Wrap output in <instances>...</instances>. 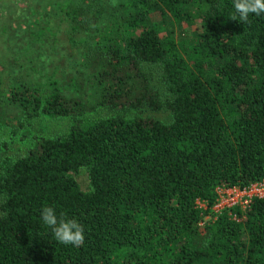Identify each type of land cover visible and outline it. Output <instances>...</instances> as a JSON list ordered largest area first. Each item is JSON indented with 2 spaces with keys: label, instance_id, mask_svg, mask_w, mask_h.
<instances>
[{
  "label": "trees",
  "instance_id": "16d2710c",
  "mask_svg": "<svg viewBox=\"0 0 264 264\" xmlns=\"http://www.w3.org/2000/svg\"><path fill=\"white\" fill-rule=\"evenodd\" d=\"M0 10V264H264V198L239 221L205 220L196 206H211L217 186L264 180V14L241 22L234 0H0ZM64 20L85 72L54 56H67ZM47 58L92 91L39 81L51 79ZM97 106L116 112L88 116ZM162 108L167 122L143 115ZM39 119L67 125L30 134ZM46 205L83 225L82 245L55 239Z\"/></svg>",
  "mask_w": 264,
  "mask_h": 264
},
{
  "label": "rangeland",
  "instance_id": "374dc122",
  "mask_svg": "<svg viewBox=\"0 0 264 264\" xmlns=\"http://www.w3.org/2000/svg\"><path fill=\"white\" fill-rule=\"evenodd\" d=\"M22 5V3H21ZM4 10V9H3ZM8 10V9H7ZM0 14H3V11L0 10ZM27 15H29V18H31V15L29 13H27ZM27 21L25 25H27V23H29L30 21H32L31 19H27L25 20ZM68 20H64V21H60L58 28H57V35L59 36V38H61V47L64 51L67 52V56H63L60 57L58 55H54L55 57H57L58 59H60V61H63L64 58H67L65 60V63L68 65V69L72 70V71H76V69L80 68L83 72L84 69L82 68V59L79 58V56L76 54L77 53V48H76V43L74 41H70L67 37L64 38V36L66 35V31L69 29V24H68ZM53 32H51L52 34H56V30H52ZM26 38L23 37V46L25 44ZM55 50L52 51V53H48L47 54H54ZM71 53H75L74 55H70ZM46 58V57H45ZM49 59L47 58V60L45 61V64L43 66H45L46 68L50 69L47 77L51 78V79H38L41 82H44L46 85H51V86H56L57 88H59L62 92H64L65 94H67L68 96H82V97H86L87 94L89 92L92 91L91 88V83L88 82V79H72V74L66 75L63 73L62 67H52L53 65H51V62L49 63ZM52 61V60H51ZM36 79H27V81L33 82ZM80 81H82L81 83L83 84V86L80 84ZM150 83L151 85L154 84L153 79H150ZM88 116L91 117H102V116H108L111 114H115V110L110 109L108 107L105 106H97L94 107L92 109H89L86 111ZM8 115L7 118V122H10L12 124H16L15 120L11 118V114H7ZM143 115L145 116H150L153 118H157L161 121L167 122L170 120V113L168 110H166L165 108H162L158 111H144ZM67 125V121L65 119H61V120H44L41 121L39 120H35L31 123V125H27V127L29 128V133L32 135L41 133V132H54V131H59L62 129H65ZM8 133H10V128H8ZM17 143V146H14ZM13 146L14 147H18V146H22L24 147V144L21 142H17L16 139L14 138L13 140ZM76 179L80 185V187L83 190H86L88 187V178H87V174L85 172L84 169H81L77 174H76Z\"/></svg>",
  "mask_w": 264,
  "mask_h": 264
},
{
  "label": "built area",
  "instance_id": "2783aa9c",
  "mask_svg": "<svg viewBox=\"0 0 264 264\" xmlns=\"http://www.w3.org/2000/svg\"><path fill=\"white\" fill-rule=\"evenodd\" d=\"M264 198V180L255 181L244 186L220 185L215 188V200L208 205L204 200H197L196 206L201 210H208L205 220L214 221L223 213H228L232 220L239 221L254 199ZM238 211V212H237ZM200 225L203 224L201 220Z\"/></svg>",
  "mask_w": 264,
  "mask_h": 264
},
{
  "label": "clouds",
  "instance_id": "9594fccd",
  "mask_svg": "<svg viewBox=\"0 0 264 264\" xmlns=\"http://www.w3.org/2000/svg\"><path fill=\"white\" fill-rule=\"evenodd\" d=\"M234 8L240 21L247 22L250 14H264V0H234ZM40 217L59 243L73 246L84 243V227L76 218H58L55 209L47 205L42 207Z\"/></svg>",
  "mask_w": 264,
  "mask_h": 264
}]
</instances>
